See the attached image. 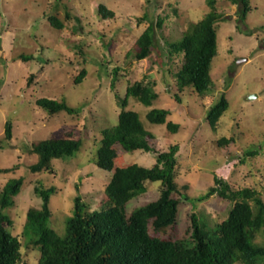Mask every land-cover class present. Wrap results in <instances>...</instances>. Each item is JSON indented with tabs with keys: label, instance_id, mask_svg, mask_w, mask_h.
<instances>
[{
	"label": "rangeland",
	"instance_id": "1",
	"mask_svg": "<svg viewBox=\"0 0 264 264\" xmlns=\"http://www.w3.org/2000/svg\"><path fill=\"white\" fill-rule=\"evenodd\" d=\"M99 4L115 16L103 18ZM250 7L242 24L238 5L217 0V11L227 19L217 27L218 54L211 69L214 84L201 95L193 87L180 89L176 72L184 56L169 53L168 43L180 40L191 24L210 11L207 0H0V168L15 167L0 172V190L10 179L24 178L15 204L3 211L13 220L12 233L24 243L27 211L42 202L34 191L38 182L56 188L50 200V225L59 234L65 232L77 195L90 210L106 205L104 190L112 172L98 167L93 158L102 130L115 125L124 109L126 87L140 81H154L158 97L151 105L131 97L125 109L139 113L158 150L180 144L175 177L180 192L174 197L181 198V193L197 197L215 185L218 175L233 189L254 188L264 199V0H251ZM145 13L147 18L141 20ZM50 16L63 21V28H55ZM158 18L164 22L157 28L156 47L149 57L135 59L137 39ZM238 25L253 34L243 33ZM23 54L33 58L24 60ZM223 93L229 108L213 129L207 112ZM41 97L65 99L81 111L51 114L37 105ZM153 108L169 109L167 121L179 123L180 129L172 132L166 123L150 122L147 113ZM8 121L11 139L6 138ZM63 137L81 138L82 148L72 157L54 158L52 171L33 173L30 166L38 155L32 145ZM222 138L232 140L222 144ZM115 147L116 166L151 167L156 162L152 152ZM161 190L160 182L149 183L146 193L128 203L127 212L156 200ZM231 206V201L219 195L196 202L182 199L176 223L151 233L166 239L185 237L192 229V214L214 226L227 217ZM256 241L264 245V234ZM22 253L27 264H37L35 248L24 244Z\"/></svg>",
	"mask_w": 264,
	"mask_h": 264
},
{
	"label": "trees",
	"instance_id": "2",
	"mask_svg": "<svg viewBox=\"0 0 264 264\" xmlns=\"http://www.w3.org/2000/svg\"><path fill=\"white\" fill-rule=\"evenodd\" d=\"M238 5V21L244 24L250 11L251 0H231ZM210 11L196 23L191 24L182 38L168 43L169 53L183 54L182 66L176 72L180 89L193 87L199 94L208 92L214 82L211 76L212 62L218 54L217 27L227 19L224 12H218L217 0H207ZM98 13L103 18H112L115 12L105 4H99ZM145 13L144 17L147 18ZM51 24L62 29L63 21L50 16ZM164 20L151 22L137 39L138 50L133 54L137 60L150 56L156 47L157 28ZM240 30V26H237ZM252 35V30H242ZM33 55H21L30 60ZM119 67L114 69L112 84L117 78ZM79 74L76 82L82 77ZM155 82H136L126 87L121 110L115 125L102 130V137L95 153V164L112 172L105 186L106 205L90 210L80 195L74 199L72 215L66 218L63 234L51 227L52 209L50 200L56 188L44 187L40 182L35 193L41 198L40 207L27 211L21 239L12 233V218L3 211L15 204V197L21 192L23 177L7 181L0 190V264H27L23 260L22 247L35 248L39 253L37 264H264V245L256 241L264 234V199L254 188L233 189L224 178L215 176V185L197 197L181 193L175 182L179 167L180 144H172L166 150H158L152 132L144 127L137 111L125 107L131 97L151 105L158 97ZM37 105L51 114L66 111L76 114L81 108L71 106L65 99L41 97ZM229 108V100L223 93L216 104L207 112V120L215 129L222 115ZM170 110L153 108L147 113L150 122L166 123L168 130L177 132L180 124L167 121ZM6 138L12 137V124L5 126ZM222 138L220 143H229ZM116 145L125 151L152 152L156 162L151 167L139 163L116 166ZM83 146L81 138H47L32 145V152L38 155L36 163L30 166L33 173L52 171L54 158L72 157ZM248 154H254L249 152ZM15 168V167H14ZM13 168V169H14ZM12 168H0L9 172ZM160 182V196L151 202L127 212L128 203L148 191V184ZM187 190V186L183 185ZM219 195L232 202L227 217L210 226L205 218L192 214L190 234L178 239H166L153 235L151 230L161 232L177 221L182 199L192 202L204 201Z\"/></svg>",
	"mask_w": 264,
	"mask_h": 264
},
{
	"label": "water",
	"instance_id": "3",
	"mask_svg": "<svg viewBox=\"0 0 264 264\" xmlns=\"http://www.w3.org/2000/svg\"><path fill=\"white\" fill-rule=\"evenodd\" d=\"M253 97V96H252Z\"/></svg>",
	"mask_w": 264,
	"mask_h": 264
}]
</instances>
